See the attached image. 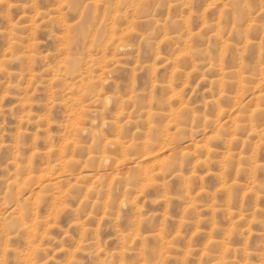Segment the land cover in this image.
Here are the masks:
<instances>
[{"label": "rangeland", "instance_id": "obj_1", "mask_svg": "<svg viewBox=\"0 0 264 264\" xmlns=\"http://www.w3.org/2000/svg\"><path fill=\"white\" fill-rule=\"evenodd\" d=\"M0 264H264V0H0Z\"/></svg>", "mask_w": 264, "mask_h": 264}, {"label": "bare ground", "instance_id": "obj_2", "mask_svg": "<svg viewBox=\"0 0 264 264\" xmlns=\"http://www.w3.org/2000/svg\"><path fill=\"white\" fill-rule=\"evenodd\" d=\"M108 158V157H107ZM104 161H108L107 159H105Z\"/></svg>", "mask_w": 264, "mask_h": 264}]
</instances>
